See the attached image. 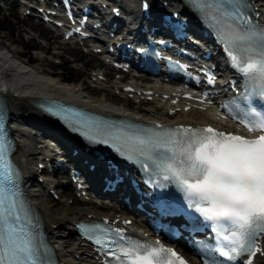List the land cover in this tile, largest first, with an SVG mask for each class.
<instances>
[{
    "label": "snow or ice",
    "instance_id": "snow-or-ice-1",
    "mask_svg": "<svg viewBox=\"0 0 264 264\" xmlns=\"http://www.w3.org/2000/svg\"><path fill=\"white\" fill-rule=\"evenodd\" d=\"M208 26L241 75L246 96L264 97V27L242 11L243 0H188ZM239 117V118H238ZM249 139L212 127L144 129L132 134L102 133L103 143L130 161L149 169L158 180L170 181L206 220L213 222L217 250L230 260L259 251L264 237V115L231 116ZM92 130L84 134L89 139ZM11 145L0 132V264H47L35 223L19 187V174L9 159ZM151 182V181H150ZM167 187L165 183H154ZM162 214H171L164 204ZM96 242L111 246L116 264H187L160 241L113 238L95 225ZM205 264H217L214 258ZM251 264V261H248Z\"/></svg>",
    "mask_w": 264,
    "mask_h": 264
},
{
    "label": "bare ground",
    "instance_id": "bare-ground-1",
    "mask_svg": "<svg viewBox=\"0 0 264 264\" xmlns=\"http://www.w3.org/2000/svg\"><path fill=\"white\" fill-rule=\"evenodd\" d=\"M9 36L8 34L7 37ZM10 37L6 39L7 43L14 42L12 37ZM42 49L44 50L43 52L47 53L49 48L46 46ZM37 60L41 63L43 62L40 57H37ZM31 63L32 59L24 58L22 52L9 49L7 44L0 45V78L3 75L6 76L4 83L0 85V95L6 100L13 126L16 123H22L23 126L34 125L40 127L42 131L52 132L60 141L66 144L69 143V145L75 148L77 147V141L68 137L60 127L58 128L51 120L44 117L33 106L34 102L42 98H51L78 104L105 115L127 116L144 121L156 120L162 123L183 124L190 127L211 125L213 127L233 128L230 125L227 126L223 122L218 121L211 110L201 111L190 108L189 111L185 112L183 111L184 106H180L179 112L169 116L168 108L176 109L177 106L167 107L168 100L162 99V96H169L171 98L176 91L170 90L166 85L158 86V82H154L146 90L152 91L154 98L158 95L155 109H163L164 113L161 114L155 111L154 115L147 118L139 107L131 109V112L123 109L130 108V104L127 101L123 102L124 106L122 108H115L109 105L111 99L110 92L112 90H120L119 80L110 82L111 84H106L102 81H90L89 84L93 82L101 91L107 93L104 97H92L89 94L85 95L83 93L85 90L84 87L80 85L70 86L68 84L72 85V83L66 81L62 83L58 78L54 77L56 76L54 73L47 72L42 68L41 64L35 63L32 65ZM98 75L107 78L106 74L100 72L94 76L92 75V77L96 78ZM4 90H8V92L4 93ZM139 98L135 96L133 100L137 101ZM36 127H32L31 129L36 130ZM14 132L16 139L20 142L14 160L25 172L26 184L31 189L29 192L31 202L42 218L45 231L49 235L50 243L54 246L61 264H96L90 250L82 246V241L79 240L75 233L73 224L80 221L90 222L101 216L111 217L113 219L117 212L113 208L105 215H100L94 211V205L92 204L91 206L73 209L67 206V204L62 203V207L56 208L52 202L42 200L43 196L41 193L45 190V184L35 186L34 183L37 182L38 175H33L34 172L38 171L37 164L40 162L37 159V148L26 143L24 135L20 131ZM65 191H67L65 193L70 192L69 189ZM255 263L264 264V258H256Z\"/></svg>",
    "mask_w": 264,
    "mask_h": 264
},
{
    "label": "rangeland",
    "instance_id": "rangeland-1",
    "mask_svg": "<svg viewBox=\"0 0 264 264\" xmlns=\"http://www.w3.org/2000/svg\"><path fill=\"white\" fill-rule=\"evenodd\" d=\"M22 14V10H9L5 5L0 8V45L9 44L6 42V39L11 36L14 40L13 43H15V45L9 46L10 49L16 52H22L24 58L26 59L30 58L32 60H35L34 62L41 64L42 68H44L47 72L54 73L56 76H53L58 78L62 83H64L67 78L65 74H61L62 72H60L59 70L62 67H67L72 69V71L74 72V77L78 78L79 80L78 82H71L72 85H68H80L81 87L85 88L83 93L85 95L89 94L92 97H104V95L107 94L103 91H100L99 93L92 92L89 85L86 83H89L90 76L93 72H95L97 69H104V65L99 59L98 55H93L91 53L86 54L85 52L88 51V48L77 49L73 44H64L58 36L52 34L48 30L39 27L35 19H24ZM8 34L10 35L9 37H7ZM46 46L49 48L47 51L48 53H43L44 50L42 48ZM30 48H36L37 51L29 53ZM37 57L42 58L43 62L41 63L40 61H38ZM56 64H60L62 66L56 67ZM105 71L108 73L109 77H111L110 81L117 80V74L112 73L111 69L105 68ZM114 92L116 91L112 90L110 92L111 94L108 93L109 95H111V99L109 101V105L111 107L122 108L124 106L123 102L127 101L130 104V108L123 109L128 110V112H131V109L135 107H139L142 112H144L145 116L149 118L155 114V111L161 114L164 113V110L155 109V103L143 102L142 104H137L134 100H129L128 98L122 99L120 97L114 96L113 94H116ZM25 135H27V132ZM49 179L51 180L52 178ZM64 187L65 185H62L57 190L59 192H66L65 190L67 189L70 190L69 193H65L66 198H64L63 200V202L66 201L64 203L67 204V206L73 209L89 206L88 204H85V202H81L75 197V194L71 187ZM41 194L46 195L45 190ZM42 200L52 202V204H55L56 208L62 207L61 200L56 201L49 197H45ZM94 211H96L98 214L104 215L110 210L97 208L94 206Z\"/></svg>",
    "mask_w": 264,
    "mask_h": 264
},
{
    "label": "trees",
    "instance_id": "trees-1",
    "mask_svg": "<svg viewBox=\"0 0 264 264\" xmlns=\"http://www.w3.org/2000/svg\"><path fill=\"white\" fill-rule=\"evenodd\" d=\"M65 72L66 73V80L67 81H72V80H75L76 78L74 77V72L71 70V69H68V68H64L62 70V72Z\"/></svg>",
    "mask_w": 264,
    "mask_h": 264
}]
</instances>
